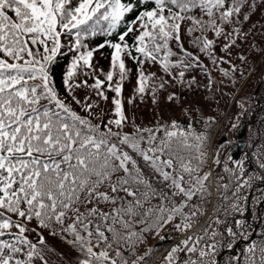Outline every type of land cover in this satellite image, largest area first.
Returning <instances> with one entry per match:
<instances>
[{"label": "snow or ice", "instance_id": "snow-or-ice-1", "mask_svg": "<svg viewBox=\"0 0 264 264\" xmlns=\"http://www.w3.org/2000/svg\"><path fill=\"white\" fill-rule=\"evenodd\" d=\"M255 6L254 0H0V264H48L50 249L40 228L71 245L77 253L72 264H146L144 256L153 249L137 255L143 233L157 234L169 224L179 239L160 264H264V215L253 213L260 221L255 231L244 215L248 189L264 182V144L254 153L259 173L246 174L240 160L230 168L228 155L226 182L221 184L219 175L213 182L211 168L205 170L203 133L191 124L185 130L176 120L152 127L133 122L132 131L125 132L121 99L129 72L125 56L136 65L134 92L143 94L150 85L153 102L166 81L146 73V63H158L181 84L195 82L183 80L193 66L205 68L198 53L214 66L231 64L215 53V44L223 37L220 51L227 55L244 36L242 24ZM132 11L134 19L123 21L118 39L104 41L112 51L101 79L92 64L94 49L81 37L94 34L101 22L111 33ZM182 32L198 52L185 47ZM62 34L74 37L67 45L73 55L63 84L87 115L62 98L50 80L49 65L63 47ZM218 70L230 77L236 66ZM79 88L103 100L108 99L105 88L114 92V118L105 123L97 113L94 122L90 117L98 100L85 95L82 101L75 94ZM228 143L215 146L213 164L220 163L219 149ZM252 201L253 207L264 201V189ZM220 207L231 220L221 219ZM33 222L38 227H31ZM241 236L250 242L221 261V250L233 249Z\"/></svg>", "mask_w": 264, "mask_h": 264}, {"label": "trees", "instance_id": "trees-1", "mask_svg": "<svg viewBox=\"0 0 264 264\" xmlns=\"http://www.w3.org/2000/svg\"><path fill=\"white\" fill-rule=\"evenodd\" d=\"M122 2H129V0H122ZM132 2H135V0H132ZM247 2L252 3L253 0H247ZM254 2L256 6L249 12V19L242 24L244 36L236 40L235 45L231 46L230 52L226 55L220 51L224 43L223 37L215 44V53L224 55L226 60L231 61V64L224 63L214 66L207 56L198 53L205 68L201 69L193 66L185 73L184 81L194 78L195 82L191 84H181L172 80L170 76H166L160 70L158 63L143 65L146 73L152 72L156 77H161L166 81L163 88H157L155 102H153L150 85L143 94L134 92L136 87V65L133 60L127 56L124 57L129 72L127 78L122 82L121 99L124 115L127 117L123 130L131 132L133 122L141 127H152L157 123L164 124L176 120L185 130L191 124L194 132L203 133L206 137L208 161L205 164V170L211 168L213 182H215L217 175L223 177L220 181L221 184L227 180V174L223 172V164L225 157L228 155L232 158L228 161L230 168L235 167L234 161L240 160L244 163L246 174L253 171L259 173L260 171L254 153L257 152L258 146L264 144V0H254ZM243 10L248 11V8L245 7ZM135 14V11L126 13L111 33L106 34L103 31L107 27V23L101 22L100 28L94 34L81 37L83 43L89 49H94L92 64L101 79H104V77L100 73V69H103L104 72L109 70L112 51L110 46L104 44V41H116L118 39L117 33L125 31L123 21L133 20ZM187 23L185 22V25ZM208 35L209 38H212V33ZM182 37L185 41V47L189 51L198 52L197 49L187 43L190 37L183 32ZM126 39L131 43L132 34L128 33ZM71 40H74V37L63 36L61 41L63 47L55 61L49 65L50 80L62 98L67 96L68 102L72 103L77 112L81 115H87V112L82 110L79 104L71 100V96L68 95L63 84V72L73 55V50L67 47L68 42ZM101 44L104 46L96 47ZM241 55L245 57L243 61L239 59ZM176 58L175 56L172 57V59ZM231 65L236 66L233 76L225 77L218 70L219 67L230 69ZM209 75L212 78L210 88L207 86ZM78 78L87 79L90 84L93 82L90 76L81 75ZM115 79L116 76H114L113 83ZM159 82V80L156 81L157 84ZM105 92L108 96L107 100L100 99L94 92L89 93V90L85 88H79L75 93L82 101L85 95H90V99L98 100L99 106L92 109L94 115L90 117L94 122H98L97 113L105 123H107L109 117L114 118L111 109L113 107L112 97L115 93L107 88H105ZM170 95L172 96L171 100L168 99ZM130 97L132 103H129ZM233 124H235V127H233ZM223 141H231V143L220 147V163L213 164L212 159L217 155L214 148ZM214 187L215 183H213V189ZM262 189H264V182L261 181H255L253 186L248 189L247 208L244 215L250 222H253V231L258 230L260 227V221L255 218L253 213L264 215V201L253 207L252 197H258ZM220 199L215 196V193L213 194L214 203L219 204ZM208 207L210 208L211 204ZM223 211L224 208L220 207L221 219L231 220V217L226 218L223 216ZM30 226L38 227L35 222ZM136 227L139 228L141 225ZM170 229L171 225L169 224L165 225L157 234H154L153 231L143 233L144 241L137 246V255L147 253L149 248L153 249L149 255L144 256L146 264H160L171 245L178 242L179 234ZM39 230L44 235L50 249H46L48 264H72L77 253L71 248V245L66 243L60 235L50 234L49 229L40 228ZM161 237H165V239H161ZM249 242L250 240H245L242 236L239 237L234 242L233 249L224 248L221 250L219 259L224 261L228 254H234ZM146 246L147 250H145Z\"/></svg>", "mask_w": 264, "mask_h": 264}, {"label": "rangeland", "instance_id": "rangeland-1", "mask_svg": "<svg viewBox=\"0 0 264 264\" xmlns=\"http://www.w3.org/2000/svg\"><path fill=\"white\" fill-rule=\"evenodd\" d=\"M145 250H147V246H146ZM145 250H144V251H145Z\"/></svg>", "mask_w": 264, "mask_h": 264}]
</instances>
